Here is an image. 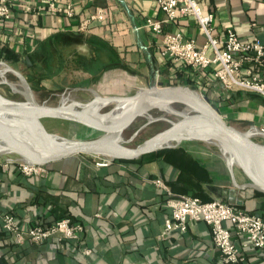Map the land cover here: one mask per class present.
Listing matches in <instances>:
<instances>
[{"label": "crops", "instance_id": "0c3cea01", "mask_svg": "<svg viewBox=\"0 0 264 264\" xmlns=\"http://www.w3.org/2000/svg\"><path fill=\"white\" fill-rule=\"evenodd\" d=\"M94 1L73 0V18L43 13L31 17L36 21L32 23L29 14H24V29L37 40L68 30L109 41L125 57L129 70L106 71V78L116 72L126 75V80L117 81L108 91L187 81L205 88L211 103L229 122H250L248 130L264 126L262 94L228 90L217 79L200 81L193 70L162 55L161 43L167 32H180L198 46L205 43L194 16L168 21L157 0ZM198 2L214 15L212 34L216 38L222 39L232 27L241 39L264 44V0ZM100 8L107 9L108 15L92 21L87 31L79 30L80 22ZM149 17L162 21V33L145 27ZM214 145L216 150L208 144L183 141L160 149L164 151L157 156L112 160L108 165L97 164L96 155L77 154L48 164L47 172L39 177L22 174L14 164L6 165L12 155L0 156V264H223L208 223L193 221L186 231L165 232L171 216L168 194L153 183L160 178L174 194L204 201L221 199L264 217V192L245 186L249 179L241 168ZM7 212L16 216L23 229L69 217L84 230L76 241L54 237L18 243L3 229L2 214ZM236 244L244 256L240 264H264V250L244 246L241 238Z\"/></svg>", "mask_w": 264, "mask_h": 264}, {"label": "built area", "instance_id": "2783aa9c", "mask_svg": "<svg viewBox=\"0 0 264 264\" xmlns=\"http://www.w3.org/2000/svg\"><path fill=\"white\" fill-rule=\"evenodd\" d=\"M157 1L159 8L166 13L168 21L183 16H194L206 38L205 43L198 46L194 40L186 39L180 32L164 33L161 43L163 56L193 70L200 81L208 83L212 79H217L228 90L247 89L264 96L262 42L243 40L232 27L227 28L222 39L216 38L212 34L214 15L203 10L198 0ZM43 13L63 14L73 18L76 9L73 0H0V39L20 51L27 45L29 50H33L38 40L25 31L26 22L23 17L24 14H29L30 20L35 23L31 17L37 18ZM107 15L108 10L100 8L82 20L78 28L87 31L92 21L103 20ZM145 27L162 33V21L158 19L147 18ZM27 37L32 41L28 42ZM253 134L264 138V126L257 127ZM96 156L99 158L97 162L99 165H108L112 161L103 156ZM9 164H14L22 174L32 177L42 176L48 169L47 165L30 164L16 156L8 159L6 165ZM153 183L168 194L166 204L171 210V216L166 220L165 232L186 231L188 224L193 221L208 223L223 264H240L244 259L237 247V238L243 240L244 246L264 250L263 216L236 208L221 199L204 201L196 196L174 194L160 178L153 179ZM2 222L3 229L18 243H23L27 238L42 242L54 237L76 241L84 230L81 223L69 217L60 218L49 225L35 224L23 229L18 224L16 216L7 212L2 214Z\"/></svg>", "mask_w": 264, "mask_h": 264}, {"label": "water", "instance_id": "95a60500", "mask_svg": "<svg viewBox=\"0 0 264 264\" xmlns=\"http://www.w3.org/2000/svg\"><path fill=\"white\" fill-rule=\"evenodd\" d=\"M16 73L27 87V100L0 96V156H16L35 165H48L77 154L134 160L183 141L207 139L226 153L230 163L241 168L249 179L245 186L264 192V143L254 140L252 132L231 124L207 95L187 85L152 84L129 96L96 95L87 103L50 104L38 102L26 78ZM108 104L112 108L99 114V109ZM175 104L183 105L185 110L177 113L180 118L167 128L135 147L122 139L143 114L156 107L171 111ZM45 117L80 124L98 135L77 140L53 135L41 122Z\"/></svg>", "mask_w": 264, "mask_h": 264}, {"label": "rangeland", "instance_id": "374dc122", "mask_svg": "<svg viewBox=\"0 0 264 264\" xmlns=\"http://www.w3.org/2000/svg\"><path fill=\"white\" fill-rule=\"evenodd\" d=\"M83 47L84 46L82 45L69 46L65 48L66 55L73 57L76 56L79 52L93 54V52L85 50ZM16 71H18L25 77L24 73L26 72L19 66L7 64L4 59L0 58V96L17 100H27V95L25 94L27 93V90L22 91L20 89V86L25 84L21 76L16 73ZM116 73H114V75H109V77L107 78V74L105 73L96 83L79 86L77 84L78 81L85 78L87 74L79 70L73 71L72 67H67L59 74L51 78L44 79L42 81L43 88L37 87L35 85V89L32 88L33 95L34 98L41 103L67 104L73 101L87 103L96 98V95L101 98L111 95L129 96L134 94L138 90L137 87L133 86L130 87V89H126L125 91L119 89H116V91L114 92L108 91L112 88L113 84H116L117 81L122 80V78L126 76L124 74H119V72ZM124 80L126 79L124 78ZM176 85H187L190 88L199 91L203 95H207L209 93H206L207 90H204L205 88H200L199 86L194 87L191 84H185L184 82ZM243 90L246 91L247 89H239L237 91ZM213 101L216 103H223L215 99ZM112 106V104H108L101 107L99 109V114H104L110 108H112ZM184 110L185 107L181 104L173 105L171 111L156 107L139 117L123 135L122 139L127 142V145L135 147L144 142L146 139L152 137L156 133L167 128L170 125L171 121L179 119L180 115L177 113H180ZM151 119L153 120L150 121ZM41 122L51 134L58 135L68 140L87 139L98 135V133L94 130L60 118L45 117L41 119ZM230 123L243 131H247L252 125L250 122H241L234 119H232ZM253 130H248V132L250 131L253 133ZM253 139L258 142L264 143V138L262 136L253 134ZM187 141H195L201 144H208L214 150H216V145H214L215 143H210L213 142L212 140L209 141L207 139H192Z\"/></svg>", "mask_w": 264, "mask_h": 264}, {"label": "trees", "instance_id": "16d2710c", "mask_svg": "<svg viewBox=\"0 0 264 264\" xmlns=\"http://www.w3.org/2000/svg\"><path fill=\"white\" fill-rule=\"evenodd\" d=\"M72 45H86L93 54L79 52L76 56L70 57L66 55L65 48ZM0 58L7 64L19 66L24 70L25 78L33 89L35 85L43 88L44 79L59 74L67 67L89 75L78 81L79 86L96 83L106 71L113 68L129 70L125 57L109 41L92 34L68 30L57 31L39 39L33 50H29L27 45L23 51H20L0 39ZM184 83L198 86L189 82ZM163 151L143 155L138 160L157 156Z\"/></svg>", "mask_w": 264, "mask_h": 264}, {"label": "bare ground", "instance_id": "6f19581e", "mask_svg": "<svg viewBox=\"0 0 264 264\" xmlns=\"http://www.w3.org/2000/svg\"><path fill=\"white\" fill-rule=\"evenodd\" d=\"M20 89H21L22 91H26V90H27V87H26V85H22V86H20Z\"/></svg>", "mask_w": 264, "mask_h": 264}]
</instances>
